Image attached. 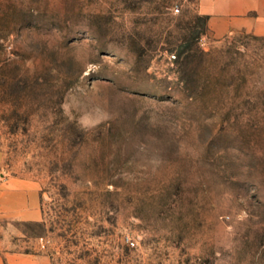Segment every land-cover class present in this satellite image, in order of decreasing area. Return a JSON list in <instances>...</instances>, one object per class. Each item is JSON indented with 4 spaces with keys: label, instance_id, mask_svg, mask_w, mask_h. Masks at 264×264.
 Listing matches in <instances>:
<instances>
[{
    "label": "rangeland",
    "instance_id": "rangeland-1",
    "mask_svg": "<svg viewBox=\"0 0 264 264\" xmlns=\"http://www.w3.org/2000/svg\"><path fill=\"white\" fill-rule=\"evenodd\" d=\"M201 14L197 0H0V178L40 210L2 214L0 247L51 264H264V33L206 20L196 38Z\"/></svg>",
    "mask_w": 264,
    "mask_h": 264
},
{
    "label": "crops",
    "instance_id": "crops-1",
    "mask_svg": "<svg viewBox=\"0 0 264 264\" xmlns=\"http://www.w3.org/2000/svg\"><path fill=\"white\" fill-rule=\"evenodd\" d=\"M197 1L199 12L207 15V26L216 34L233 27L264 33V0ZM2 214L22 220H39L40 210L35 204L33 188L12 178H0V217ZM0 264H51V259L39 251L0 247Z\"/></svg>",
    "mask_w": 264,
    "mask_h": 264
},
{
    "label": "trees",
    "instance_id": "trees-1",
    "mask_svg": "<svg viewBox=\"0 0 264 264\" xmlns=\"http://www.w3.org/2000/svg\"><path fill=\"white\" fill-rule=\"evenodd\" d=\"M197 18H199L200 19V21H201V24H202V28H200V29H198V31H196L195 32V36H196V38H198V35L200 34V33H202L204 30H205V26H203V24H205L206 23V20H207V15H198V17ZM176 58V59H175ZM175 60L176 61H178V58L175 56Z\"/></svg>",
    "mask_w": 264,
    "mask_h": 264
},
{
    "label": "built area",
    "instance_id": "built-area-1",
    "mask_svg": "<svg viewBox=\"0 0 264 264\" xmlns=\"http://www.w3.org/2000/svg\"><path fill=\"white\" fill-rule=\"evenodd\" d=\"M175 10L177 11L178 8H175ZM170 58L174 59V58H175V54H174V53H171V54H170ZM130 243L133 244V242H130Z\"/></svg>",
    "mask_w": 264,
    "mask_h": 264
}]
</instances>
